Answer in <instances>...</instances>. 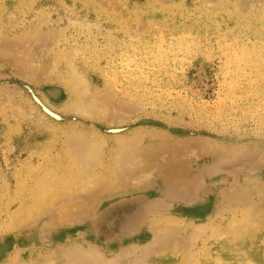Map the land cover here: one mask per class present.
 <instances>
[{
  "label": "rangeland",
  "instance_id": "374dc122",
  "mask_svg": "<svg viewBox=\"0 0 264 264\" xmlns=\"http://www.w3.org/2000/svg\"><path fill=\"white\" fill-rule=\"evenodd\" d=\"M0 264H264V0H0Z\"/></svg>",
  "mask_w": 264,
  "mask_h": 264
},
{
  "label": "bare ground",
  "instance_id": "6f19581e",
  "mask_svg": "<svg viewBox=\"0 0 264 264\" xmlns=\"http://www.w3.org/2000/svg\"><path fill=\"white\" fill-rule=\"evenodd\" d=\"M34 98V97H33ZM40 105V104H39ZM98 138V137H97ZM76 163V162H75ZM72 165V164H71ZM85 168V167H84ZM88 168V167H87ZM91 170V169H90ZM86 172V171H85ZM92 172V171H91ZM98 173V172H97ZM60 174V173H59ZM81 174H83V172L81 173ZM96 174V173H95ZM95 174H93V176L95 175ZM47 175V174H46ZM90 175V174H89ZM99 175V174H98ZM86 176V175H85ZM84 176V177H85ZM101 176H103V175H101ZM47 177V176H46ZM75 177V176H74ZM73 177V178H74ZM80 177V176H79ZM91 177H92V175H91ZM90 177V178H91ZM76 178V177H75ZM87 178V177H86ZM65 179V178H64ZM81 179H82V176H81ZM88 179V178H87ZM89 180V179H88ZM87 180V181H88ZM84 180H82L80 183H82ZM85 181H86V179H85ZM102 181V180H101ZM52 182V181H51ZM50 182V183H51ZM75 183V182H74ZM84 183V182H83ZM86 183V182H85ZM92 183V182H91ZM54 184V183H53ZM56 184V183H55ZM58 184V183H57ZM38 185V184H37ZM46 185V184H45ZM60 187H61V190L60 191H63V192H65V191H70V193L72 192V188H73V185H72V182L70 183V181H68V180H65V181H61L60 182ZM44 186V185H43ZM42 186V187H43ZM55 186V185H54ZM77 186V185H76ZM78 186H79V184H78ZM39 187V186H38ZM83 187H85V186H83ZM53 188V187H52ZM57 188V187H56ZM77 188V187H76ZM36 189V188H35ZM39 189V188H38ZM52 190V193L50 194V197L48 198V199H46L45 198V196L43 197L42 196V194H43V190H38L37 192H36V194L34 195V197H35V205L36 206H38V207H42V206H46V204H48L47 202H46V200H49V199H53L55 196H56V192L57 191H54L53 189H51ZM57 190H58V188H57ZM59 191V192H60ZM47 193V192H46ZM61 193V192H60ZM58 195H59V193H58ZM73 195V194H72ZM59 196H61V194L59 195ZM47 197V196H46ZM62 198V197H61ZM57 199V198H56ZM53 201V200H52ZM48 206V205H47ZM46 206V207H47ZM37 210V209H36ZM36 213V212H35ZM39 214V213H38ZM247 219V218H246ZM247 220H249V219H247ZM245 221V220H244ZM251 221V220H250ZM249 221V222H250ZM243 224V223H242ZM248 225V224H247ZM247 227V226H246ZM249 228V227H248ZM250 229V228H249ZM252 230V229H251ZM198 263V262H197Z\"/></svg>",
  "mask_w": 264,
  "mask_h": 264
}]
</instances>
